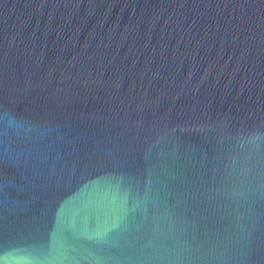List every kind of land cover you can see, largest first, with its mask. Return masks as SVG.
Listing matches in <instances>:
<instances>
[{"label": "water", "instance_id": "obj_1", "mask_svg": "<svg viewBox=\"0 0 264 264\" xmlns=\"http://www.w3.org/2000/svg\"><path fill=\"white\" fill-rule=\"evenodd\" d=\"M0 264H264V0H0Z\"/></svg>", "mask_w": 264, "mask_h": 264}]
</instances>
